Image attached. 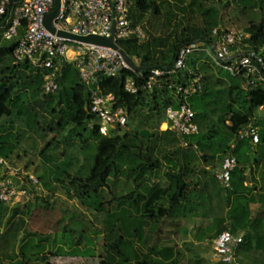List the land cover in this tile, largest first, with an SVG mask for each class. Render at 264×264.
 Returning <instances> with one entry per match:
<instances>
[{
    "label": "rangeland",
    "instance_id": "374dc122",
    "mask_svg": "<svg viewBox=\"0 0 264 264\" xmlns=\"http://www.w3.org/2000/svg\"><path fill=\"white\" fill-rule=\"evenodd\" d=\"M163 3L159 14L150 11L140 13L134 1L129 8V12H134L136 16V20L133 21V18L130 20L132 26L139 28L145 35H150L145 56L150 63L171 61L178 42L177 32H174L173 28L174 23H180L178 26H182L187 20L189 23H202L205 10L214 8V13L207 14L214 23H220L223 28L230 26L245 28L247 22L258 21L259 9H264V0H182L181 3L166 0ZM255 4L257 6L253 7ZM181 5L186 7L185 13L179 11L178 7ZM167 10L176 14L170 25L167 24L164 15ZM15 38L0 39V45L11 44ZM188 59L197 60L196 65L199 75H202L203 87L208 89L209 95L208 113L197 115L199 131L207 132L212 124L223 131V126L216 122L218 111L213 109L226 104L227 88L234 84L228 75L223 73L224 70L222 72L221 68L211 62L208 53L196 51ZM19 91L24 100L31 102L32 110L37 113V121L29 131L26 130L22 119L2 117L1 124L8 127L6 131L9 133L0 137L5 144V148H0V154L7 157L13 166H23L33 171L37 177L40 176L43 191L33 193L31 198L18 207L19 213L12 219L10 218L12 208L5 210L0 227L1 264L15 263L22 258L21 252L29 255L32 264L47 262L74 264L69 263L68 257L64 255L59 257L51 255L58 247L57 254L72 250V253L88 255L89 257H84L86 264H97L99 255H105L107 244L113 246L109 248L110 254L116 257L119 264H135L136 256L138 255L139 260L142 259L143 254L147 253L151 246H157L160 256L151 254L150 261L165 263L171 258L167 249L173 247L172 257H177V264H226L214 258L213 250V239L216 237L215 229L218 224L221 223L225 229H229L224 222L226 201L222 197H227L230 190L227 192L219 182H216L217 180L210 181L212 176L215 177L221 157L217 156L207 161L200 156L197 159L184 158L181 163L186 164L187 196L179 201V205L171 213L153 219L141 227L145 245L133 233L134 224L139 219L137 208H133L134 205L129 207L123 202L122 196L127 193L136 196L142 184L145 182L150 184V180L161 186H167L169 184L167 172L176 169L165 161L171 146L161 141L165 126L163 122H166V107L163 103H160L157 110H152L149 97L147 102L127 114L128 123L124 128H115L104 134L120 136L128 134V139L118 148L120 157L116 162L119 170L124 171L126 164L123 158L131 154L133 144L139 143L137 137L140 136V131L147 130L148 135L141 137L149 139L150 144L157 142L153 150L161 163L158 175L147 179V175L143 176L140 171L132 174L128 180L121 176L116 179L111 177L106 181V186L98 192L89 189L80 201L73 195V190L68 193V181L73 176L85 177L89 173L97 142L91 133V128L94 123L97 124V121L92 120L74 126L63 118L61 126L57 127L58 117L50 115L48 108L43 109L39 105L40 102L35 103L37 98H33L31 87H24ZM160 95L171 96L170 93L164 94L161 89ZM42 98L43 96H40L39 101ZM234 106L237 107L236 104ZM253 123L257 125L259 134H264V107L255 112ZM1 132L0 127V136ZM43 149H45L44 154L53 162L68 161L70 176L65 174L60 176L64 185L52 182L46 186L50 180L48 170L51 164L40 155ZM183 151L188 155L200 154L196 142H191L190 147L183 148ZM240 152L247 154L250 159L249 164L253 160L264 163L262 141L259 144L243 141L236 153ZM205 166L208 167L204 168ZM59 167L62 169L65 166L60 164ZM242 168L248 170L249 167L246 163L240 164L239 173H242ZM251 173L250 178L253 179V174L255 175L256 172L252 170ZM109 199L112 202L108 203ZM161 204L167 207L168 200L163 199ZM25 209L28 215L21 213ZM21 217L23 222L20 221ZM36 243L41 248H45L44 255L35 253ZM86 248L84 253H79V250ZM124 259H128V262H124Z\"/></svg>",
    "mask_w": 264,
    "mask_h": 264
},
{
    "label": "trees",
    "instance_id": "16d2710c",
    "mask_svg": "<svg viewBox=\"0 0 264 264\" xmlns=\"http://www.w3.org/2000/svg\"><path fill=\"white\" fill-rule=\"evenodd\" d=\"M132 1H134L136 9L137 11H140V13L150 11L153 14H159L163 7V2L166 0ZM175 1L180 3L182 2V0ZM255 6H257V4L253 5V7ZM178 9L181 13L186 12V7L184 5H181ZM213 10L214 8L205 10L206 14L202 16V23H189V20H187L182 26H178L180 23L173 24L174 32H177L178 42L175 46L173 57L168 63H150L147 61V58H145L148 50L147 42L150 40V35H146L147 38L143 40L138 39L135 35H131L126 39H118L116 42L128 56L136 59V64L142 68L144 73L152 67H169L172 65L176 52L181 46L195 41L205 42L207 44L212 43V30L214 28L221 27L219 25L220 23H214L212 18H210L211 16H207L209 13V15L214 13ZM259 11L260 18L258 21H249L247 22V26L245 28H237L244 29L249 33V37L239 45V49L249 54L252 53V59L256 62L260 71L264 74V9H259ZM164 15L168 25L171 24V20L176 16V14L171 13L168 10L165 11ZM131 18H133V21L136 20V16L132 11L131 13L129 12V19L131 20ZM3 24L4 19L0 18V32ZM22 33L23 28L20 27L18 30V36L15 38L13 43H3L0 45V127L2 128L0 137L7 136L9 133L6 131L8 127L1 124L2 117L22 119L25 122L26 130L29 131L32 130L34 123L37 121V113L32 110L30 105L31 102L24 100L21 92L19 91L24 87L32 88V96L38 100H36L35 103L40 102L39 105L43 109L45 107L48 108L50 115L58 117L57 127L61 126V120L63 118L67 119V121L74 126L95 120L94 115L88 111V96L91 88L99 90L104 95H113L114 104L123 106L127 114L135 111L138 107H140V105L147 102L149 97L152 110H157L160 103H163L165 107L168 105L175 107L180 101L165 86L164 81H162L161 86L154 87L152 91H140L137 94L127 93L123 87L124 76L128 74L134 75V73L128 70H122L117 77L100 76L95 84L88 87L81 81L77 69L71 62H65L62 64L57 78L58 88L56 92L52 94H44L42 91L44 70L33 66L28 61H24L19 64L13 63L12 52L16 45L17 38ZM236 49L237 46L232 47L233 51ZM139 60L142 61L140 62ZM196 64V59H187L185 69L179 71L176 75H173L172 80L174 82L186 84L194 77L200 76L201 90L186 99V102H188L195 113V121L198 125L197 115L200 116L201 114L208 113L209 95L207 94L208 89L203 87L202 75H199ZM223 73L228 75L234 84L233 86L227 88L226 104H222V106L213 109L218 111L216 114V122L223 126V131L215 128L214 124L209 126L208 131L205 133H200V131H198L197 134L183 137L178 136L169 129L162 130L163 136L161 141H164L165 144L171 146L168 156H165V161L167 164H171L176 167L175 170L167 172L169 184L167 186H161L153 180H150V184L147 182L144 184L142 182L143 184L140 188V192L136 196L132 195V193H127L122 196L123 202H125L129 207L134 205L133 208H137L139 219L134 224L135 229L133 230V233L144 243V245L146 242L145 238H142L143 228L141 227L148 224V222H151L153 219L162 218L168 213H171L174 208L179 205V201L183 200L187 196L185 192L187 188L185 182L186 164L181 163L184 158L187 157L190 159H197L200 156V158L204 161H207L214 159L217 156L222 159L227 154H233L236 157L237 165L231 173L230 188L231 185H233L234 179H237L240 183H242L245 179V177H243V168L241 170L242 173H239V165H244L245 163L250 162V159L245 152H240L238 154L236 152L239 151V147L243 141H247L248 143L251 142L247 138H240L238 133L243 127L249 124H255L253 123L255 112L259 108L264 107V86L257 84L251 88L245 87L243 83L244 79L241 76H232L226 71ZM160 89L164 92V94L170 93L171 96L162 97L160 95ZM40 96H43L41 101H39ZM234 104H236L237 107H235ZM226 121L229 123L227 124ZM91 133L96 138L97 142L89 173L85 177H81L79 175L71 177L68 181L69 183L67 187L68 193H70V190H73V195L80 201L89 189H92L94 192H98L103 188V186H106V181L111 177L116 179L121 176L128 180L132 174L140 171L143 176L147 175V179H151V177L158 175L161 163L158 160V157L154 154L153 150L154 146L157 145V142L150 144L148 141L149 139L138 136L137 138H139V143L133 144L131 154L123 158V160H125L124 164H126V167L124 171H120L118 166H116V162L120 157L118 148L128 139V134L125 133L122 136L114 134H111L112 136L104 135L100 132V126L96 123L93 124ZM183 140L188 142L187 147H181ZM261 141L264 144L263 133L259 134L258 144ZM191 142L197 143L200 154L188 155L183 151V148L190 147ZM4 146L5 144L2 140H0V148L3 149L5 148ZM47 146H45V149ZM178 147H181L179 153L176 152ZM45 149L41 151L40 155L46 162H50L51 164L48 170L50 180L46 186L52 182L64 185V181L60 178V176H63L64 174L66 176H70L68 173V161L63 160L53 162L44 154ZM0 156L7 159V157L2 154H0ZM253 163L258 164V160H253ZM60 164H64L65 167L60 169ZM207 167L208 166H205L204 168ZM178 172L182 174V178L185 182V186L180 195L177 194L178 180L175 177ZM121 174L124 175L122 176ZM38 179H41L40 176ZM212 180L216 181V178L212 176L210 181L212 182ZM225 190L228 192L230 189L226 188ZM229 196L230 194L227 195V197H222L226 201V205ZM165 198L168 200L167 207L161 204V201ZM110 202H112V200L109 199L108 203ZM18 207L19 206L10 207L0 203V227L5 210L7 211V208H12V213L10 215V218L12 219L19 213ZM21 213L28 215V211L26 209L22 210ZM248 214L249 209L247 204H243L241 202L238 203L237 201L232 203L230 209L227 211V215L230 217V220L233 222L235 227L234 229L242 228L237 220L241 219L243 216H247ZM20 221L23 222L22 217L20 218ZM108 230L110 231V229ZM222 230L226 229L221 223H219L215 229V234H219ZM35 246L37 248L35 253L37 255H44L45 248H41V246L37 243ZM110 247L113 248V246L108 244L105 245L106 253L104 256L99 255L97 264H119V261H116V257L110 254ZM86 250L87 248L84 251L79 250V253H84ZM167 250H169V256L171 258L165 263L157 262L156 260H149L151 254H154L156 257L160 256L157 246H151L149 251L143 254L142 259L139 260L138 255L136 256L135 264H177V257H172L173 247L168 248ZM58 252L59 247L58 249H55L51 255H80L77 252L72 253V250L64 251L63 254H57ZM20 254L22 258L11 264H32L29 260V255L22 252ZM176 255L179 254L176 253ZM80 256L89 257L84 254ZM124 262L127 263L128 259H124ZM46 264H48V262Z\"/></svg>",
    "mask_w": 264,
    "mask_h": 264
},
{
    "label": "built area",
    "instance_id": "2783aa9c",
    "mask_svg": "<svg viewBox=\"0 0 264 264\" xmlns=\"http://www.w3.org/2000/svg\"><path fill=\"white\" fill-rule=\"evenodd\" d=\"M53 1L0 0V18L4 19L0 38L9 40L17 37L19 28H23L12 52L13 63L28 61L43 69L44 94L56 92L57 78L65 62L73 63L81 81L88 87L95 84L100 76L117 77L122 70L134 73L125 75L123 79L124 90L130 94L152 91L164 81L165 86L180 100L177 106L168 105L165 108V129L183 137L199 131L195 113L186 99L201 90L200 76L186 84L174 82L172 76L185 69L192 53L207 51L215 66L232 76H241L245 87L251 88L257 84L264 86V74L252 59L253 54L239 49V45L249 37L244 29L234 26L214 28L211 32L212 43L195 41L183 45L177 50L170 69L152 67L144 73L143 70L136 71L126 65L116 49L70 41L49 32L44 26V16L53 8ZM131 4L132 0H61L53 25L57 30L74 35L108 37L114 22L115 42L131 35L140 40L146 39L147 36L130 22ZM234 46H237L235 51L232 50ZM88 111L94 115L103 134L115 128H124L128 123L125 108L114 104L113 95H104L97 89H90ZM238 134L253 144L259 142V129L255 124L243 127ZM187 146L188 142L183 140L181 147ZM236 165V158L232 154L221 159L215 178L223 188L230 187L231 173ZM42 191L41 182L33 171L23 166H13L8 159L0 156V203L10 207L20 206L33 193ZM242 242L241 235L228 229L222 230L213 240L214 258L226 264H241L236 252Z\"/></svg>",
    "mask_w": 264,
    "mask_h": 264
},
{
    "label": "crops",
    "instance_id": "0c3cea01",
    "mask_svg": "<svg viewBox=\"0 0 264 264\" xmlns=\"http://www.w3.org/2000/svg\"><path fill=\"white\" fill-rule=\"evenodd\" d=\"M133 60L136 63V60ZM163 123L165 125V122ZM163 130H165V126ZM247 163L246 165L249 167L248 170L243 168V177H245V179L242 183L234 179L233 185H231V188L229 187L231 193L227 199L226 218L224 222L232 233L241 235L243 238V242L239 245L236 252L238 262L241 264H264V163ZM252 170L256 172L255 175L253 174V179L250 178ZM215 201L218 202V200ZM236 201L238 203L247 204L249 209V214L247 216H243L241 219L237 220L242 227L241 229H234L233 222L227 215V211L230 209L231 204ZM57 257H59V255ZM66 257H68L67 261L69 263H85L84 257L77 254L66 255Z\"/></svg>",
    "mask_w": 264,
    "mask_h": 264
},
{
    "label": "water",
    "instance_id": "95a60500",
    "mask_svg": "<svg viewBox=\"0 0 264 264\" xmlns=\"http://www.w3.org/2000/svg\"><path fill=\"white\" fill-rule=\"evenodd\" d=\"M60 3H61V0H54L53 1V8L49 12H47L44 16V26L49 32L54 33L57 36H60L62 38L70 40V41L102 45V46H107V47H111L113 49H116L119 52V54L121 55V57L124 60V62L126 63V65H128L130 68H132L136 71L142 70V68L139 67L135 63L133 58L128 56L124 52V50L117 44V42H115V40H114V22L112 24L110 35L108 37H103V36H99V35L79 36V35H74L72 33H69V32H66L63 30H57L53 25V19L57 16V14L59 12ZM168 68L170 69V66ZM146 135H148L147 130L140 131V136L145 137ZM180 150H181V147H178L176 152L179 153ZM175 177L178 180L177 194L180 195L184 186H185V182H184V180L182 178V174L180 172L176 173Z\"/></svg>",
    "mask_w": 264,
    "mask_h": 264
}]
</instances>
